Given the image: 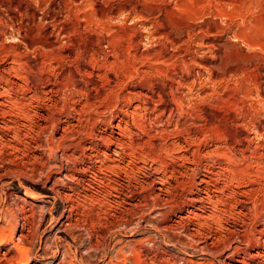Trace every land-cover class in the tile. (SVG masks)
Returning a JSON list of instances; mask_svg holds the SVG:
<instances>
[{
	"label": "rangeland",
	"instance_id": "1",
	"mask_svg": "<svg viewBox=\"0 0 264 264\" xmlns=\"http://www.w3.org/2000/svg\"><path fill=\"white\" fill-rule=\"evenodd\" d=\"M0 93V264H264V0H0Z\"/></svg>",
	"mask_w": 264,
	"mask_h": 264
},
{
	"label": "bare ground",
	"instance_id": "2",
	"mask_svg": "<svg viewBox=\"0 0 264 264\" xmlns=\"http://www.w3.org/2000/svg\"><path fill=\"white\" fill-rule=\"evenodd\" d=\"M11 5V4H10ZM8 6V5H7ZM11 10V9H10ZM22 13V12H21ZM11 17V16H10ZM75 21V20H74ZM2 25V24H1ZM34 26V25H33ZM53 28V27H52ZM63 28V27H62ZM52 33V32H51ZM184 35V34H183ZM148 37V36H147ZM109 39V38H108ZM47 42V41H46ZM173 42V41H172ZM49 43V42H48ZM112 44V43H111ZM173 44V43H172ZM174 44H176V43H174ZM111 46V45H110ZM75 47V46H74ZM59 48V47H58ZM78 49V48H77ZM48 50V49H47ZM53 50V49H52ZM86 50V49H85ZM114 50V49H113ZM164 50V49H163ZM26 51H28V50H26ZM61 51V50H60ZM155 52H157V51H155ZM159 52V51H158ZM207 52V51H206ZM77 53V52H76ZM150 53V52H149ZM160 53H161V51H160ZM19 54V53H18ZM114 54V53H113ZM56 55V54H55ZM64 55V54H63ZM147 55H149L148 53H147ZM146 55V56H147ZM152 55V54H151ZM155 55V54H154ZM160 55V54H159ZM22 56H25V55H23L22 54ZM61 56V55H60ZM67 56V55H66ZM94 56V55H93ZM98 57V56H97ZM148 57V56H147ZM150 57V56H149ZM53 58V57H52ZM100 58V57H99ZM102 58V57H101ZM149 59V58H148ZM157 59V58H156ZM150 60V59H149ZM15 61V60H14ZM21 61V60H20ZM95 61V60H94ZM23 62V61H22ZM16 63V62H15ZM105 63H106V61H105ZM104 63V64H105ZM152 63V62H151ZM20 64V63H19ZM27 65V64H26ZM30 66V65H29ZM37 66V65H36ZM102 66V65H101ZM204 66V65H203ZM21 67H22V65H21ZM27 67V66H26ZM23 68V67H22ZM31 68V67H30ZM50 68V67H49ZM94 68V67H93ZM14 69V68H13ZM23 70V69H22ZM15 72V71H14ZM20 74V73H19ZM72 75V74H71ZM194 75V74H193ZM27 77V76H26ZM31 77V76H30ZM55 77V76H54ZM106 77H107V75H106ZM4 78V77H3ZM22 78H23V76H22ZM25 78V77H24ZM23 78V79H24ZM36 78V77H35ZM27 79V78H26ZM30 79V78H29ZM47 79V78H46ZM3 80V79H2ZM173 80V79H172ZM22 81V80H21ZM28 81V80H27ZM26 81V82H27ZM5 82H6V80H5ZM20 82V81H19ZM17 87H18V85H17ZM16 87V88H17ZM22 87V86H21ZM20 88V87H19ZM150 88V87H149ZM4 89V88H3ZM27 89V88H26ZM19 90V89H18ZM153 90V89H152ZM8 91V90H7ZM138 92V91H137ZM141 94V93H140ZM145 94V93H144ZM143 94V95H144ZM2 95H4V93L2 94V93H0V106H2V104L4 103L3 102V100H2ZM34 95V94H33ZM36 95V94H35ZM5 96V95H4ZM148 96V95H147ZM157 96V95H156ZM150 97V96H149ZM158 97H159V95H158ZM157 97V98H158ZM161 97V96H160ZM5 98V97H4ZM32 98V97H31ZM48 98V97H47ZM146 99V98H145ZM148 99V98H147ZM13 100V99H12ZM31 100V99H30ZM152 100V99H151ZM16 101V100H15ZM11 102H13V101H11ZM18 103V102H17ZM24 103V102H23ZM66 104V103H65ZM72 108V107H71ZM5 109V108H4ZM3 109V111H2V114H4V113H7V111L6 110H4ZM6 111V112H5ZM8 113H10V112H8ZM26 115V114H25ZM28 116V115H27ZM7 118H9V117H7ZM8 120H10V119H8ZM46 125V124H45ZM7 127V126H6ZM66 128V127H65ZM120 128V127H119ZM64 130V129H63ZM29 132V131H28ZM39 132V131H38ZM32 141V140H31ZM36 147V146H35ZM38 147V146H37ZM36 156V155H35ZM76 156V155H75ZM229 162V161H228ZM100 166V165H99ZM50 168V167H49ZM35 171V170H34ZM163 181H165V180H163ZM172 186V185H171ZM226 186V185H225ZM212 195V194H211ZM160 197V196H159ZM202 198V197H201ZM243 215V214H242ZM30 217V216H29ZM201 221V220H200ZM199 223V222H198ZM202 223H204V221L202 222ZM197 224V223H196ZM202 224H199L198 226L200 227ZM72 226V225H71ZM194 226V225H193ZM193 226H192V228H193ZM198 226H197V229H196V231L198 230ZM175 228V227H174ZM203 229V228H202ZM220 229V228H219ZM4 231V230H3ZM3 231H1V232H3ZM189 231V230H188ZM1 232H0V235H1ZM191 234V233H190ZM190 234H189V236H190ZM193 234H195V233H192V235ZM201 234V233H200ZM199 234V235H200ZM6 235V234H5ZM5 235H3V236H5ZM12 235V234H11ZM188 235V234H187ZM198 235V236H199ZM20 236V235H19ZM24 236H25V234H24ZM194 237H195V235H193ZM245 236V235H244ZM21 237V236H20ZM27 237V236H26ZM197 237V236H196ZM22 238V237H21ZM24 238V237H23ZM247 238V237H246ZM19 239V238H18ZM253 239V238H252ZM1 240V239H0ZM3 240V239H2ZM5 240V239H4ZM254 240V239H253ZM260 240V239H259ZM8 241V240H7ZM11 241V240H10ZM225 241V240H224ZM223 241V242H224ZM13 242V241H12ZM18 242V241H17ZM211 242V241H210ZM216 242V241H215ZM219 242V241H218ZM226 242V241H225ZM248 242V241H247ZM212 243H214V242H212ZM217 243V242H216ZM216 243L214 244V245H216ZM221 243V242H220ZM231 243V242H230ZM21 244H23V243H21ZM224 244H226L225 246H227V242L226 243H224ZM217 246V245H216ZM220 246H221V244H220ZM224 246V245H223ZM230 246V245H229ZM17 251H18V253H20V255H19V257H16L15 255L14 256H12L10 259H8V260H10V262L11 261H16V263H19V264H27V262H28V253H27V251H28V248L26 249L24 246L22 247L21 245H19V244H15L14 246H13ZM29 247V246H28ZM213 247V246H212ZM209 248V247H208ZM219 248V247H218ZM233 248V247H232ZM236 248V247H235ZM234 248V249H235ZM215 249V248H214ZM217 249V248H216ZM226 249V248H225ZM228 249H230V248H228ZM210 250V249H209ZM237 250V249H236ZM235 250V251H236ZM238 250H239V248H238ZM237 250V251H238ZM30 252V251H29ZM10 253V252H9ZM232 253H233V251H232ZM235 253V252H234ZM246 254V253H245ZM250 254V253H249ZM254 254V253H253ZM139 255V254H138ZM255 255V254H254ZM256 255H257V253H256ZM232 256H234V255H232ZM248 256V255H247ZM4 258V257H3ZM1 259V258H0ZM6 259V260H7ZM242 259V258H241ZM140 260V259H139ZM188 261V260H187ZM244 263V262H243ZM249 264V263H248Z\"/></svg>",
	"mask_w": 264,
	"mask_h": 264
}]
</instances>
